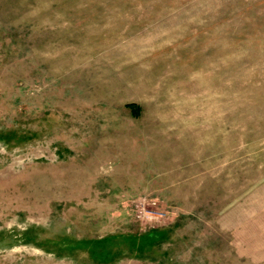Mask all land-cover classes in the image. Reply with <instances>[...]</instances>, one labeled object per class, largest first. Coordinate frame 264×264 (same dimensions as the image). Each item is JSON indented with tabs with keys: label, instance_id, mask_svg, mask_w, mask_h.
Listing matches in <instances>:
<instances>
[{
	"label": "rangeland",
	"instance_id": "374dc122",
	"mask_svg": "<svg viewBox=\"0 0 264 264\" xmlns=\"http://www.w3.org/2000/svg\"><path fill=\"white\" fill-rule=\"evenodd\" d=\"M0 264H264V0H0Z\"/></svg>",
	"mask_w": 264,
	"mask_h": 264
},
{
	"label": "trees",
	"instance_id": "16d2710c",
	"mask_svg": "<svg viewBox=\"0 0 264 264\" xmlns=\"http://www.w3.org/2000/svg\"><path fill=\"white\" fill-rule=\"evenodd\" d=\"M128 106H131V107H133V106H134V104H129Z\"/></svg>",
	"mask_w": 264,
	"mask_h": 264
}]
</instances>
